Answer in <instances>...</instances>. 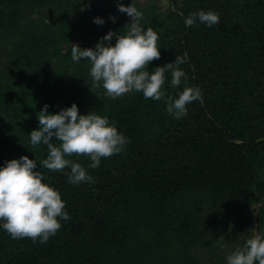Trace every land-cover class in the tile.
<instances>
[{
	"label": "trees",
	"instance_id": "16d2710c",
	"mask_svg": "<svg viewBox=\"0 0 264 264\" xmlns=\"http://www.w3.org/2000/svg\"><path fill=\"white\" fill-rule=\"evenodd\" d=\"M165 1L119 0L133 2L141 26L159 36L161 58L147 71L187 53V85L182 78L172 88L167 71L163 91L178 98L185 86L198 87L203 102L187 105L180 119L140 92L108 97L92 87L90 63L72 60L73 44L94 50L110 31L125 34L131 18L118 0H0V167L35 160L33 171L70 216L44 244L13 239L0 221V264H227L222 251L248 239L239 233L244 213L264 200V0ZM199 11L218 13L219 23L186 27ZM74 103L80 115L108 117L129 140L96 169L86 156L66 157L93 183L70 184V168H44L47 147L30 143L45 104L57 114ZM256 223L264 234V203Z\"/></svg>",
	"mask_w": 264,
	"mask_h": 264
},
{
	"label": "clouds",
	"instance_id": "9594fccd",
	"mask_svg": "<svg viewBox=\"0 0 264 264\" xmlns=\"http://www.w3.org/2000/svg\"><path fill=\"white\" fill-rule=\"evenodd\" d=\"M117 7L120 13H126L131 18V23L124 29L125 34L110 31L96 44L94 50H82L73 44L72 60L88 61L91 65L92 87L102 85L107 96L112 99L132 91L140 92L145 99L163 100L168 115L175 119L186 116L187 105L203 102L201 90L185 86L178 93V98H174L163 91V85L167 71L171 72L172 88L180 86L182 78L187 85L186 73L180 68L187 62V53L150 73L146 70L150 62L161 58L157 46L159 36L151 27L145 30L141 26L143 14L133 2L131 6L125 7L118 0ZM109 19L116 22L115 17ZM219 20V14L214 11H199L186 17L185 25L192 27L199 21L213 27ZM93 22L97 25L104 23L100 18H95ZM114 37L116 43L112 46ZM105 42H108L107 46ZM48 107L45 104L38 113L39 130L30 133V143L33 147L40 144L47 147V158L41 162L44 168L54 172L70 168L67 174L70 184L93 183V177L81 164L66 157L86 156L91 160L89 167L96 169L102 158L121 153L129 143L106 116L95 112L80 115L75 103L57 114H49ZM53 137L57 142H53ZM36 168V161L28 156L13 159L0 167V221H3L2 228L13 239L29 238L33 243L39 241L44 244L61 229L59 220L67 221L70 216L64 211L66 205L60 193L43 182L41 172L33 171ZM252 232L242 247H237L227 256V264H264V234L255 230Z\"/></svg>",
	"mask_w": 264,
	"mask_h": 264
},
{
	"label": "rangeland",
	"instance_id": "374dc122",
	"mask_svg": "<svg viewBox=\"0 0 264 264\" xmlns=\"http://www.w3.org/2000/svg\"><path fill=\"white\" fill-rule=\"evenodd\" d=\"M143 1V0H142ZM158 5L161 7V8H165L166 7V1L165 0H155ZM208 202V199H203L201 201V205L203 207L206 206ZM263 203H264V200H263ZM263 203H258V204H252L244 213V218L243 219V223H242V228H240L239 230V233L241 236H243L242 238L244 237H248L250 238L253 234L252 230H255L257 232V223H256V214H257V211H258V208L260 207V205H262ZM240 223H237V226L239 225ZM231 254V251L228 250V249H224L221 253V258L224 259L225 261H227V256Z\"/></svg>",
	"mask_w": 264,
	"mask_h": 264
}]
</instances>
